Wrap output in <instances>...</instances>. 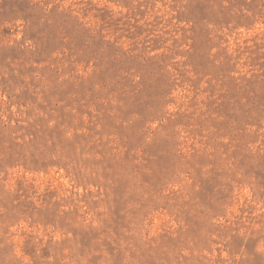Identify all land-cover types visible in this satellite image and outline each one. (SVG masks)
Returning a JSON list of instances; mask_svg holds the SVG:
<instances>
[{"label": "rangeland", "instance_id": "obj_1", "mask_svg": "<svg viewBox=\"0 0 264 264\" xmlns=\"http://www.w3.org/2000/svg\"><path fill=\"white\" fill-rule=\"evenodd\" d=\"M0 264H264V0H0Z\"/></svg>", "mask_w": 264, "mask_h": 264}]
</instances>
